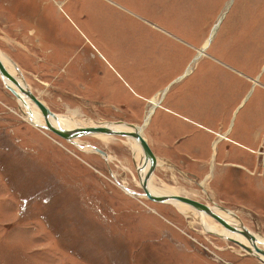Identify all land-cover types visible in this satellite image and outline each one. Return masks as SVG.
<instances>
[{"label":"rangeland","instance_id":"obj_1","mask_svg":"<svg viewBox=\"0 0 264 264\" xmlns=\"http://www.w3.org/2000/svg\"><path fill=\"white\" fill-rule=\"evenodd\" d=\"M0 52L58 116L143 128L153 186L264 242V0H0ZM24 111L0 76V264H264L144 197L129 138L68 141Z\"/></svg>","mask_w":264,"mask_h":264},{"label":"water","instance_id":"obj_2","mask_svg":"<svg viewBox=\"0 0 264 264\" xmlns=\"http://www.w3.org/2000/svg\"><path fill=\"white\" fill-rule=\"evenodd\" d=\"M0 76L3 82L5 83L4 85L6 86V88L10 90L14 96H16L18 99L22 98V95L15 89V87H17L20 89V91L23 93L24 96H26L34 105L38 107V109L42 112V114L46 118L47 126H45V128L54 131L55 133H57L60 137H62L65 140L72 141L82 136L91 135V134H106V135H111V136L117 135V136L126 137V138H133L135 141L139 143L143 151V162L141 164V168L138 169V171L141 169L144 170L147 168L145 177L141 181V186L144 191V195L146 197L158 203H168L170 201H178V202L187 204L189 206H192L193 208L203 213L205 212L209 214L211 217L216 219L227 229L233 232H239L245 235L248 239L252 240L253 249L237 240H232V242L238 244L240 247L245 249V251L251 253L252 255H256V257H258L262 261V263H264V258H263L264 249L258 246L257 237L251 231H249L248 228L245 227L243 224L240 223V225H232L226 219H224L223 217L215 213L210 208V206H208L207 204L201 203L187 196L156 195V194H153L149 190L148 181L152 177L157 167V159L148 141L141 134V132L136 128L135 125L128 124L133 129L132 131L114 130L112 128H109V126H105L101 124L95 125V126L77 127L73 129L58 128L50 122L51 117H53L54 119H57V114L54 113L48 106H46L45 103L38 96H36L28 86L27 87L22 86L18 78H16L14 75L10 73V71L8 70V68L6 67V65L4 64L1 58H0ZM6 79L12 82L13 86L15 87H13L12 85H9V83L7 84ZM94 150L106 156V153L102 149L95 147ZM120 186L125 191H128V193H134V194L136 193V192H132L129 188L123 187L121 184Z\"/></svg>","mask_w":264,"mask_h":264},{"label":"bare ground","instance_id":"obj_3","mask_svg":"<svg viewBox=\"0 0 264 264\" xmlns=\"http://www.w3.org/2000/svg\"><path fill=\"white\" fill-rule=\"evenodd\" d=\"M222 18V16H221ZM220 18V19H221ZM222 20V19H221ZM220 20V22H221ZM219 22V24H220ZM219 26L217 25L215 30H217ZM216 32V31H215ZM214 36V34L211 36V38ZM210 38V40H212ZM210 40H207V43L205 44V46L207 47L208 46V42H210ZM204 47V49L206 48ZM204 51V50H203ZM0 58L3 60L4 64L6 65V67L8 68V70L10 71V73L12 75H14L16 78H18V80L20 81V83L22 84V86L24 87H27V84H25L24 80L22 79V77H19L17 76V67L16 65L10 61V58L7 57L5 54L1 53L0 52ZM189 73V72H188ZM6 83L9 85H12V82H10L9 80L6 79ZM5 84V83H4ZM15 87V86H13ZM15 89L22 95V98L18 99L16 96V99L18 100L19 104L22 106L25 107L26 111H24L25 113V117H26V121H28L31 125L35 126V127H38L40 128L41 130L44 129L46 131H49L53 134H55L56 136L58 135L57 133H55L54 131L52 130H49L47 128H45V126H47V122H46V118L44 117V115L42 114V112L38 109V107L36 105H34L26 96L23 95V93L20 91L19 88L15 87ZM10 91V90H9ZM12 93V92H11ZM13 94V93H12ZM159 102H153L152 104V107L148 113V116H147V120H146V123H148V121L150 120V117L151 115L153 114L154 110L159 106L158 105ZM74 114V113H73ZM75 116H70L68 117V115L66 116H58L57 115V119H54L53 117L50 118V122L58 127V128H65V129H73V128H77V127H86L88 125H95L93 122H80L78 120H76ZM100 125V124H98ZM101 125H105V126H109V128H112L114 130H124V131H132L133 129L126 125V124H110V123H104V124H101ZM141 134L144 136V132H143V128H139L138 129ZM96 135V137H101V138H105V139H109V138H114L115 136L117 135H114V136H111V135H106V134H91V135H86V136H94ZM59 136V135H58ZM60 137V136H59ZM82 137H85V136H82ZM121 137V136H120ZM62 138V137H61ZM78 139V138H77ZM73 142L76 141V139L72 140ZM78 141V140H77ZM128 141L130 142V145L133 149V151L137 154V155H140V156H143V151H142V148L141 146L139 145V143L137 141H135L133 138H129ZM150 141L148 140V143ZM150 145V144H149ZM154 153V152H153ZM157 159V157H156ZM142 162H143V159H142ZM141 168V166H140ZM139 168V169H140ZM147 172V168L144 169V170H139V177H140V184H141V181L144 179L145 177V174ZM155 172V171H154ZM153 175H155L153 173ZM152 175V177H153ZM152 177L149 179L148 181V188L149 190L153 193V194H156V195H178L175 191H173L172 189L170 188H157L156 186H153L152 184ZM125 186V185H124ZM126 188V186H125ZM128 192V191H127ZM144 192V191H143ZM130 194H134V193H130ZM134 195H138L137 193H135ZM144 196V195H143ZM146 197V196H144ZM148 198V197H147ZM149 199V198H148ZM151 200V199H150ZM153 201V200H152ZM156 202V201H154ZM168 203H171L181 209H194L195 210V213L198 214V216L201 217V222H202V226L203 228L209 232V233H217V234H221L222 237H225L226 239H229V240H237L239 242H242L243 244H245L246 246L248 247H251L253 249V242L252 240L248 239L245 235L239 233V232H233L229 229H227L226 227H224L220 222L219 223V226L217 223L214 222V220H212L211 217L209 214L207 213H203L195 208H193L192 206H189L187 204H184V203H181V202H178V201H170ZM190 208H188V207ZM215 213L219 214L221 217H223L224 219H228L227 221L231 224V222H233L235 220V218L237 217H233L230 215V213H223L220 208L218 207H210ZM206 215H208L209 217H206ZM213 218V217H212ZM212 224V225H210ZM222 225V226H221ZM240 225V224H239ZM245 226V225H244ZM246 227V226H245ZM249 230V229H248ZM250 231V230H249ZM247 238V239H246ZM258 239V238H257ZM264 244V242H261L259 239H258V246H262ZM242 248V247H241ZM262 249H264L263 247H261ZM243 249V248H242ZM245 250V249H244ZM247 252V251H246ZM249 253V252H248ZM251 254V253H249ZM257 254V253H256ZM252 255V254H251ZM260 255V254H258ZM256 257V255H253ZM262 256V255H260ZM258 258V257H257ZM264 258V256H263ZM259 259V258H258ZM260 260V259H259ZM261 261V260H260ZM262 262V261H261Z\"/></svg>","mask_w":264,"mask_h":264},{"label":"crops","instance_id":"obj_4","mask_svg":"<svg viewBox=\"0 0 264 264\" xmlns=\"http://www.w3.org/2000/svg\"><path fill=\"white\" fill-rule=\"evenodd\" d=\"M158 162V161H157ZM157 165H158V163H157ZM154 174H155V172H154ZM210 175V173L208 172L207 174H206V178H207V176H209ZM154 176V175H153ZM220 176H222V175H220ZM153 178V177H152ZM157 188H160V187H157ZM216 193H217V191H215ZM218 194V193H217ZM218 196V195H217Z\"/></svg>","mask_w":264,"mask_h":264}]
</instances>
